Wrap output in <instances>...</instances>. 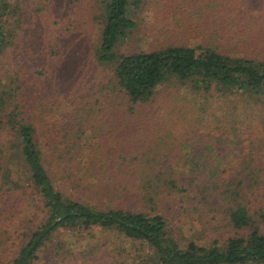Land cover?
Listing matches in <instances>:
<instances>
[{
    "label": "trees",
    "instance_id": "16d2710c",
    "mask_svg": "<svg viewBox=\"0 0 264 264\" xmlns=\"http://www.w3.org/2000/svg\"><path fill=\"white\" fill-rule=\"evenodd\" d=\"M24 2L0 0V263L33 264L54 233L94 228L107 237L113 233L138 242L146 249L147 264H264V233L257 226L264 223L263 153L250 152L245 162L229 167L226 176L199 183L203 173L211 176L224 169L196 163L182 170L171 164L148 166L150 161L129 154L132 145L99 146L104 150L98 151L86 136L92 89L95 120L102 112L118 118L150 117L168 86L185 84L197 93L246 95L251 102L238 107L244 119L251 115L248 108L263 112L264 0H181L189 11L174 23L168 11L174 0H154L149 48L126 53L116 46L140 26L145 0H92L99 25L92 58L109 77L97 79L92 73L93 84L68 90L52 78L45 80L50 82L48 90L43 87L45 75L53 73L49 62L44 66L54 48L50 34L55 31L48 28L51 2L33 0V7ZM80 2L75 0L76 10ZM35 27L39 42L21 37ZM238 108L228 109L231 118ZM238 130L228 136L223 156L243 151ZM97 139L103 138L97 134L94 142ZM69 185L95 194L94 204L65 194L61 187ZM162 190H191L209 197L222 206L232 234L179 245L165 211L152 208ZM17 195L20 212L26 209L29 217L8 224L7 203ZM128 202L138 207L126 208ZM36 215L34 223L30 217ZM23 223L27 229L19 233ZM13 235L24 241L8 258L7 243Z\"/></svg>",
    "mask_w": 264,
    "mask_h": 264
},
{
    "label": "rangeland",
    "instance_id": "374dc122",
    "mask_svg": "<svg viewBox=\"0 0 264 264\" xmlns=\"http://www.w3.org/2000/svg\"><path fill=\"white\" fill-rule=\"evenodd\" d=\"M39 1L44 4L48 1L51 2L52 18L48 28L55 31L50 34L53 38L54 48L49 54H46L48 57L45 56L44 63V66L47 62L52 65L53 73L45 75L47 77L44 79V89L48 90L50 82L45 80H50V78L55 80L60 89L68 90L74 89L80 83L81 85L86 84L88 81L93 84L92 73H95L97 79L103 78V76L109 77V72H104L92 58L93 48L98 41L99 29L96 18L97 8L92 4V0H85V3L81 0L77 10L75 0H70V3L68 0ZM25 2L30 7L34 6L33 0H25ZM145 3L140 15L142 18L140 26L133 31L131 38L117 44L115 50L118 52L126 53L149 48L150 40L154 36L149 33L150 26L154 21L153 7L155 4L154 0H145ZM173 5L172 9L168 11L173 15L171 22L174 23L177 18H183L184 13L187 14L189 10L184 11L181 0H174ZM80 14L81 26L78 27L75 22ZM40 23H42L41 20L38 25ZM38 25L36 26L39 27ZM37 27L31 34L22 32L21 37L23 39L34 38L36 41L42 39L37 32ZM65 27H69V30L67 31ZM167 88L164 91L166 97L163 98V102L160 101L156 104V106H160L158 111L155 110V114L150 117L141 115L118 118V116L112 117L108 113L102 112L96 120V104L92 103L96 93L93 89L92 93L89 90L91 98L87 103V109L90 110L88 111L89 121L88 127H86V136L91 139L92 146L97 147L96 150L102 151L111 149L118 144L132 145L134 150L129 154H136L139 161H150L148 166L171 164L172 169L182 170L187 169L192 163H196L199 167L224 169L211 176L207 172L203 173L199 177V183L226 176L229 167L237 166L238 162L245 159V156L251 155L250 152L258 150L259 154L263 153L264 155V111L258 112L260 110L258 108H253L254 110L248 108L247 113L250 112L251 115L244 119V113L238 107L243 103L251 102V99L246 95H221L214 91L205 94L197 93L188 84L168 86ZM177 92L181 94V96H177L179 101L174 100ZM78 93L80 95L82 93L79 91V87ZM82 100H87V98ZM234 106L236 109L238 108V111L233 114L236 116L231 118L232 113L228 109L234 108ZM172 107L173 111L177 112H171ZM237 129L244 140L243 151L223 156L227 151L228 136L232 132H237ZM97 134L103 139L99 141L97 139V142H94ZM111 142L113 143L111 144ZM99 146L104 149L100 150ZM252 158L253 162L257 161V157L252 155ZM246 160L247 158L243 162ZM143 163L145 164V162ZM145 165L141 167L144 168ZM175 177L177 178V176ZM69 187H65L66 189L61 187V189L74 199L94 204L93 202L97 198L95 194L88 190L79 192L80 190L72 188L70 185ZM17 197L20 196H13L7 203L8 214L11 218L8 220V224L14 225L17 221L22 222L29 217L26 209L25 212H20ZM156 198L158 200H154L152 208L154 211H165L169 227L172 228V237L179 245H184L189 239L204 243L215 238L222 240L232 234V230L223 219L222 206L214 204L213 200L202 193L192 194L191 190L186 193L162 190ZM110 203L116 202L112 200ZM125 206L129 209L138 207L131 202ZM18 209L19 212H17ZM148 209V207L145 208L146 211ZM12 212L17 214L13 215ZM30 218L35 223L37 215ZM22 226V229H18L19 233L26 231L28 224L23 223ZM257 226L259 231L264 233V223L260 222ZM10 239V242L7 243L6 256L8 258L18 251L24 241L23 236L17 239L13 235ZM145 255L146 249L138 242L113 235V233L107 237L106 233L92 228L82 233L76 230L54 233L39 250L38 258L33 264H147Z\"/></svg>",
    "mask_w": 264,
    "mask_h": 264
}]
</instances>
